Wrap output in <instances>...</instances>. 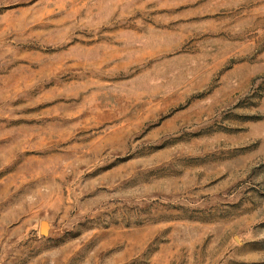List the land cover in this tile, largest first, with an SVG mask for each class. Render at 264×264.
Returning <instances> with one entry per match:
<instances>
[{"label":"rangeland","instance_id":"374dc122","mask_svg":"<svg viewBox=\"0 0 264 264\" xmlns=\"http://www.w3.org/2000/svg\"><path fill=\"white\" fill-rule=\"evenodd\" d=\"M0 264H264V0H0Z\"/></svg>","mask_w":264,"mask_h":264},{"label":"water","instance_id":"95a60500","mask_svg":"<svg viewBox=\"0 0 264 264\" xmlns=\"http://www.w3.org/2000/svg\"><path fill=\"white\" fill-rule=\"evenodd\" d=\"M46 226H47V223L46 222H43L42 228L45 229Z\"/></svg>","mask_w":264,"mask_h":264}]
</instances>
